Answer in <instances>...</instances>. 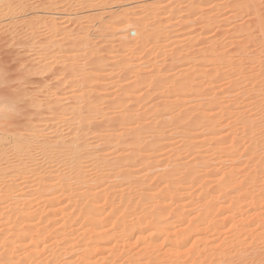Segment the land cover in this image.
<instances>
[{
  "label": "rangeland",
  "instance_id": "1",
  "mask_svg": "<svg viewBox=\"0 0 264 264\" xmlns=\"http://www.w3.org/2000/svg\"><path fill=\"white\" fill-rule=\"evenodd\" d=\"M17 2L25 6L19 10L18 15L22 14L14 17H17L14 25L6 26L11 20L5 26L0 24V85H3L0 99L17 102L20 110L6 127L0 128V136L4 134L11 140L14 131L22 129L19 132L26 135L30 128L41 123L43 135L50 129L47 127L50 123L51 127L61 116L76 114L75 109L81 114L97 111L98 117L93 113L94 130H90V140L97 150L92 152L107 155L114 162L129 152V145L115 153L113 141L109 142L108 138L119 133L132 138L130 133L142 128L145 163L157 159L162 160L160 163L170 160L180 167L198 163L202 182L207 183L206 193L217 196L222 193L219 183L229 175L234 177L231 170L239 160L230 162L229 157L218 160L214 155L217 148H227L229 153L228 147L234 142L236 134L227 126L228 116L264 102V0H12L15 5ZM167 2L170 4L166 6ZM127 23H132L131 27L124 30ZM138 28L144 31L141 41ZM135 30L137 34L132 35ZM5 34L10 38L8 35L5 38ZM29 36L33 37L31 45L26 43ZM210 101L216 104L213 109L209 107L210 112H206L209 115L217 111L218 104L227 106L226 112L216 117L223 129L205 142L201 151L196 148L184 153L189 139L183 135L197 133L201 136L192 135L191 141L198 142L210 133L209 115L205 116ZM54 107L67 110L68 115L56 113L59 116L55 115V120L41 121L49 117L45 112ZM157 131L161 132L160 138ZM155 138L159 140V150L146 152L149 148L146 146ZM170 141L173 145L168 147ZM246 144L244 141L243 146ZM9 153L18 155L16 150L1 152L0 147V159ZM198 154L201 158L208 156L210 166L201 167ZM22 160L25 157L21 155L8 163L0 162L2 167L10 166L6 177H0V231L8 228L6 222L12 214L9 209L19 199L15 195L18 191L5 198L4 188L10 184H16L22 198L34 207L30 222L43 226L42 231L44 227L52 231L65 223V219H54L45 209L50 205V197L55 199L56 206H63L65 194L63 191L54 194L53 187L42 190L40 168L11 172L12 166H21ZM242 161L246 162L247 158ZM246 164L235 167L245 172L244 179L252 169L251 164V168ZM166 167L155 173L171 168ZM41 171L44 174L45 167ZM258 179L257 184L264 180V174ZM159 182L151 180L146 190L141 191L149 197L142 202L146 203L148 214L140 220L147 230L130 238L123 237L119 231L117 235H122V239L117 237L109 246H114L115 251L97 248L87 264H169L168 258L174 264L264 261V192H251V189L244 194L240 192L242 195L232 192L221 203L222 210L218 207L211 210L206 205L201 183L193 195L185 192L172 201L166 200L168 193L161 189L165 184ZM188 183L181 186L183 191ZM258 192L262 193L257 199L259 203L252 200ZM33 197L38 201L31 203ZM85 203L81 201L82 205ZM150 203L159 204L151 207ZM150 213L153 222L147 218ZM217 215L221 217L219 222ZM187 226L188 238L176 233ZM110 227V230L115 228ZM67 230L71 237L77 234L75 230L70 232L71 228ZM9 231L0 238V254L8 249L12 255L23 258L32 247L40 251L42 246H34L39 245L36 239H20L13 235L14 229ZM39 231L29 232L28 236L39 235ZM72 241V248H60L59 252H63L60 264H80V258L87 252L79 248L81 238ZM3 242L7 244L3 246ZM25 245L29 249L23 248ZM137 254L140 256L130 259ZM45 261V256L23 259L24 264H45Z\"/></svg>",
  "mask_w": 264,
  "mask_h": 264
},
{
  "label": "bare ground",
  "instance_id": "2",
  "mask_svg": "<svg viewBox=\"0 0 264 264\" xmlns=\"http://www.w3.org/2000/svg\"><path fill=\"white\" fill-rule=\"evenodd\" d=\"M20 4V2H17L16 5L13 4L12 0H0V24H4L5 26V24L11 20L8 24H6V26L9 27L11 24L14 25V19L17 18L14 17L18 15L20 13L19 10H23V7L25 6L24 5L22 7ZM169 4L170 2H167L165 5L167 6ZM131 24L132 23L125 24L123 29H129ZM29 25L31 28L30 21ZM138 29V32H140V39L142 38L144 31H142L140 28ZM134 32L137 34L136 30ZM7 35L5 38L10 36L8 35L7 37ZM29 37L30 38L27 40L28 42L26 41V43L31 45L32 36ZM141 40L142 39H140V41ZM211 101L208 103L205 113L210 112L208 110L210 106L212 109L215 108L212 106L216 103L214 102L212 105ZM226 109L227 106L225 104H218V109L215 111V113L211 115L207 113L205 114V116L209 115L208 119L210 121H208L207 124V126L209 125V129L207 130H210V133H207L205 135L206 138L201 139L202 141H191L193 137L198 138L201 136L197 133L183 135L184 138L188 137L189 139L187 143L189 144V147L186 149V151H184V153L196 148L201 151L202 146L206 144L205 142L211 140L212 137H215V135L222 131L223 128L221 127L223 126L216 120V117L226 112ZM66 111L67 110H64V112L59 111V108L57 109L54 107L53 110L45 112L49 117L47 119L42 118L41 121H53L56 119L55 115H60L62 112L66 114ZM75 111L78 114H74L73 112ZM75 111L72 112L74 115L72 114L71 116L74 118L76 117V119L81 118L82 121L81 119H78V121L80 120L81 122H78L76 119L74 120V118H71V116L69 117L68 114H66L68 115L67 118L60 115L61 117L59 118V121H57V118V122L54 121L51 127L50 125L52 123L47 126L52 130L49 129L46 134L44 133L45 135L40 134V126L42 127L43 125V123H41L38 126H33L30 128L29 133H26V135H22L24 133L19 132L22 131V129L19 131H14V134L12 133L13 136L12 134L10 135L12 136L10 137L11 140L4 136V134L3 136H0L1 152L9 149L10 152H14L16 150L18 153V155L16 153L6 154L5 156L1 157L0 162L4 160L5 163L6 161L8 163L9 160L12 161L13 158L18 159V156H24L25 161L23 162L22 160L20 163L21 166H15V168L12 166L13 170L11 172L19 173L34 168H40L38 169L40 170L39 185L42 187V190H49L53 187L56 189L54 194H59V191H63L66 201V203L64 202L65 204L63 206H56L55 199L52 197L49 198L50 205L47 206L45 210H48V213L54 219L63 217L65 219V223L54 227L52 231H50L51 229H48V227H44L42 231L43 226L30 222V216H32L31 214L34 211V207L26 202V198H22L23 193L17 189V185L12 184L13 187L11 184L6 186L4 188V191L7 193L6 196L4 195L5 198L9 196L11 192L18 191V193L15 195L18 196L19 199H17L15 204H13V206H11L9 209L12 214L9 217V220L6 222L8 228H4L0 231V238H4L6 234L10 232L9 230L14 229V236H17L20 239H36L39 245L35 244L34 246L42 247L39 249L40 251H37V248L32 247V250H30L29 253L23 258L14 256L8 249H5L4 253L0 254V264H24L23 259H32L36 256L42 258L45 256V264H60L63 261V252H59L60 248H72L74 245L72 240L79 238H81V244L79 248L85 252L87 251L82 256L83 259L80 258V264H87L86 261H90L93 258L92 256L96 252L97 248H99L98 250H102L104 252L113 253L115 251V247L109 246L113 244L114 241H116L117 237H121L122 239L123 235V237L130 238L131 235H134L137 232L143 233L145 230H147L146 226L141 225L140 220L143 215L148 214L146 207H144V204L146 205V203L142 202L148 200L149 197L143 195L141 191L146 190L148 187L147 182L151 180L157 183L158 181H160L159 183H164L165 188L161 189L162 191L168 193L166 200L172 201L180 198V196L182 194L184 195L185 192L193 195V190L197 189V184L199 185L201 183L200 187L206 194V205L207 207H210L211 210L215 207H218L220 210H222L224 205L221 203L226 202L227 197H229L232 192H243L242 194H244V192L248 191L249 189H251V192H253L252 190H260V192H264V180L262 179V182L257 184V182L260 181V179H258L260 175L264 174V102L260 103L258 106H250L248 109L243 111L237 110L228 116L230 121L227 126L231 129V133L236 134L233 139L234 142L230 147H228L230 148L229 153L226 152L227 148H217L214 151V155H216L218 160L222 159L223 157H229L228 160H231L230 162H235V160L239 159L235 167L247 163L246 165L250 168L252 165V169H250V171L247 173L248 176H246L244 179L242 178V175H244L245 172L239 171L234 167L231 170V174H233L234 177L231 178L229 175V178L227 177L222 183H219L218 188L222 193L218 196L215 194L206 193L207 190H204V188L206 189L207 183L202 182L203 174H200V171L197 170L198 163L184 165L182 167L177 164H171L172 162L170 160H164L163 163H160L162 160L157 159L154 163H145V152L144 149H142L143 146L141 144L143 141L142 128L133 132V134L131 132L130 134L132 135V138L129 134L124 135V133H119L108 138L110 139L109 142L113 141L115 153L120 151L122 152L125 147L129 145L127 148L129 152L126 155L119 157L114 162L110 161L107 155L105 156L101 153L99 154L98 151V154L97 152H92L96 145L94 142H92V138V141L90 140V130H94L93 126L96 123L94 122V119L96 118L93 113H95L97 116V111L84 113L79 109V111L84 114L79 113L76 109ZM59 115H57V117ZM176 127L174 128L175 132ZM60 129L62 131L61 133L59 131ZM173 133L171 136L175 138ZM126 135L131 138L130 140H132V143H127V141L130 140L127 139L129 137H126ZM157 135V138H160L161 132H158ZM172 137L170 138L172 139ZM157 140H153V142L151 141L147 146L145 145L146 148L149 147L148 150L145 151H151L152 153L158 151L159 149L157 147H159V140L158 142ZM172 141L169 142L168 147L173 145ZM244 141H247L245 146H243ZM109 142H107V145L110 144ZM144 144H146V142ZM100 149L101 146L98 148V150L101 151L102 149ZM103 149L105 150V148ZM170 149L171 148H168V150ZM38 154H42V157H40L41 159L34 158ZM184 156L185 154L183 157ZM196 156L197 159H202L201 167L207 168L210 166V160L208 156L202 158L200 154ZM244 157L247 158L246 162L242 161V158ZM1 164L2 163H0V177H6L8 174L7 169L9 164L8 166L5 165L6 167H2ZM162 166L171 168L160 173H155L156 171L160 170L159 168ZM41 167H45L44 174L47 173V175L43 174ZM184 172L187 173L185 176L183 174ZM247 179L249 181H247ZM187 182H189L186 186L187 189L183 191L181 186ZM251 192L250 194L252 195ZM260 192H258L259 195H255L256 198H253L252 200H256V202L259 203L260 201H257V199H260L259 196L262 194ZM49 194H52V192ZM236 197L241 200V196L236 195ZM221 199L222 201H220ZM30 201L31 203H34L38 201V199L33 197L30 199ZM81 201H85L86 203L82 205ZM150 204L151 207H153L159 203ZM69 210L71 211L69 212ZM217 216L219 217L220 215ZM147 218L150 220V222L154 221L152 213H150ZM220 218L221 217L217 219L218 222L220 221ZM112 225L116 229L114 228L113 230H110L112 229L110 227ZM166 226L167 225L165 223V226L162 228L163 232L166 229ZM69 228H71L70 232L75 230L74 232L77 234L73 235L72 237L69 236L70 234L67 230ZM38 229H40L39 235L28 236L29 232H34ZM119 231L122 233V235H117ZM176 233L182 235L181 237L188 238V226L177 230ZM60 240L61 242H59ZM2 244L4 246L7 243L3 242ZM23 248L29 249L27 245L23 246ZM196 253L197 252H193L194 255ZM138 255L140 256V254H137V256L132 255L130 256V259L131 257L136 259ZM170 259L171 258H168L166 260L167 263L174 264Z\"/></svg>",
  "mask_w": 264,
  "mask_h": 264
},
{
  "label": "clouds",
  "instance_id": "3",
  "mask_svg": "<svg viewBox=\"0 0 264 264\" xmlns=\"http://www.w3.org/2000/svg\"><path fill=\"white\" fill-rule=\"evenodd\" d=\"M132 35H135V32ZM19 110L20 105L17 102L0 99V128L6 127L7 122L18 115Z\"/></svg>",
  "mask_w": 264,
  "mask_h": 264
},
{
  "label": "snow or ice",
  "instance_id": "4",
  "mask_svg": "<svg viewBox=\"0 0 264 264\" xmlns=\"http://www.w3.org/2000/svg\"><path fill=\"white\" fill-rule=\"evenodd\" d=\"M261 264H264V261H261Z\"/></svg>",
  "mask_w": 264,
  "mask_h": 264
}]
</instances>
